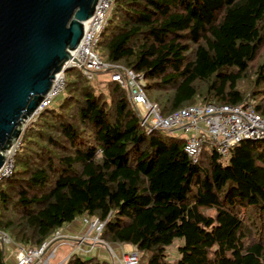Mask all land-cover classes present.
Segmentation results:
<instances>
[{
	"label": "trees",
	"instance_id": "1",
	"mask_svg": "<svg viewBox=\"0 0 264 264\" xmlns=\"http://www.w3.org/2000/svg\"><path fill=\"white\" fill-rule=\"evenodd\" d=\"M98 53L143 75L164 117L212 104L264 118V0H117ZM117 71L66 72L61 99L28 125L0 184V230L39 249L66 225L99 219L102 239L137 248L139 264H264V141L227 157L204 145L194 164L184 137L142 126ZM66 264L112 263L74 254Z\"/></svg>",
	"mask_w": 264,
	"mask_h": 264
},
{
	"label": "built area",
	"instance_id": "2",
	"mask_svg": "<svg viewBox=\"0 0 264 264\" xmlns=\"http://www.w3.org/2000/svg\"><path fill=\"white\" fill-rule=\"evenodd\" d=\"M116 2L117 0H99L94 15L84 24L83 38L78 48L71 52V58L64 70L77 69L90 80L94 79L99 72L110 68L122 70L123 72L117 71L112 74V80L129 91L130 100L140 112L142 126L147 128L150 133L157 129L166 130L171 135L179 133L186 139L185 152L194 164L199 163L204 145L208 142L222 156L227 157L235 145L244 141H264V118L257 114L251 105L246 107L215 106L212 104L188 106L164 117L159 105L148 99L145 93L146 81L143 75L121 66L104 63L98 53V46ZM66 84V73L58 74L53 81L54 87L40 104L29 124L37 121L45 110L56 103L66 90ZM20 145L21 140L7 153L6 161L0 168V184L14 175L15 157ZM82 220L89 229L83 236L75 238L80 246L89 241L92 243V248L97 245H104L110 252H113L110 245L101 237L106 222H101L99 219L91 221L84 218ZM91 233L95 235L92 237ZM62 239H66V236H63L59 230L39 249L15 244L17 246L16 264H51V260L56 259L58 252V248H55L56 243ZM12 242V238L0 230V248L10 246ZM74 254L76 251L68 256L63 264H66ZM139 260V252L137 248H134L133 252L123 257L122 264H139Z\"/></svg>",
	"mask_w": 264,
	"mask_h": 264
},
{
	"label": "water",
	"instance_id": "3",
	"mask_svg": "<svg viewBox=\"0 0 264 264\" xmlns=\"http://www.w3.org/2000/svg\"><path fill=\"white\" fill-rule=\"evenodd\" d=\"M99 0H0V168L65 69Z\"/></svg>",
	"mask_w": 264,
	"mask_h": 264
},
{
	"label": "crops",
	"instance_id": "4",
	"mask_svg": "<svg viewBox=\"0 0 264 264\" xmlns=\"http://www.w3.org/2000/svg\"><path fill=\"white\" fill-rule=\"evenodd\" d=\"M88 229V226L84 224L83 220L79 219L73 223L66 225L62 230H60L62 235L66 236V239L59 240L56 243V246L57 244H61L63 250H65L64 253L66 254V256H64V254L60 255L59 264H63L68 256H70L69 253L72 249V253L76 251V254L79 256L87 258L96 257L101 261H109L112 264H122L123 257L126 254L133 252L135 248L134 246H132L131 250H128V244H115L110 245L111 249L113 250V252H110V250L104 245H97L92 248V243L89 241L80 246L75 238L83 236L85 233H87ZM94 235V233H91L92 237ZM14 247L17 248V246ZM66 248H68L69 250H67ZM16 253L17 250H11L12 259L10 260V264H16Z\"/></svg>",
	"mask_w": 264,
	"mask_h": 264
},
{
	"label": "rangeland",
	"instance_id": "5",
	"mask_svg": "<svg viewBox=\"0 0 264 264\" xmlns=\"http://www.w3.org/2000/svg\"><path fill=\"white\" fill-rule=\"evenodd\" d=\"M100 77V76H99ZM61 97H62V95H61ZM61 97L60 98H58L57 99V101H56V103L61 99ZM55 103V104H56ZM176 135L178 136L179 135V133H176ZM205 148L207 149V150H212L214 147L212 146V144L210 143V142H208V143H206L205 144ZM215 215V214H214ZM12 243H14V241L12 242ZM11 243V245L10 246H6L4 249H5V257H6V260H7V263L8 264H10V260L12 259V256H11V250H17V248H15L14 246H16L15 245V243L14 244H12ZM178 244H179V242H178ZM13 248V249H12ZM55 248H58L59 250H58V252H57V255H56V259H53V260H51V264H59V261H60V255H62V254H64V256H66V254L64 253V251L65 250H63V247L61 246V244H57V246L55 247ZM131 248H132V245H128V250H131ZM67 250H69L68 248H66ZM73 250V249H72ZM72 250H71V254H72ZM177 252V250L176 249H174V254ZM69 253V255H71Z\"/></svg>",
	"mask_w": 264,
	"mask_h": 264
}]
</instances>
